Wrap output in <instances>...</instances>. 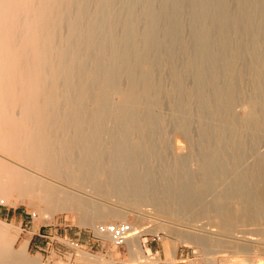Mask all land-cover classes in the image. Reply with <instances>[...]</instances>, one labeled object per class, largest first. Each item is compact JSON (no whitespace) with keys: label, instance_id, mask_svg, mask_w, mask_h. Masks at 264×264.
Listing matches in <instances>:
<instances>
[{"label":"bare ground","instance_id":"1","mask_svg":"<svg viewBox=\"0 0 264 264\" xmlns=\"http://www.w3.org/2000/svg\"><path fill=\"white\" fill-rule=\"evenodd\" d=\"M255 1L251 4L262 2ZM193 6L190 42L180 0H0V202L15 206V195L19 201L27 193L48 194L29 167L96 181L102 194L125 197L146 190L140 165L164 155L169 119L163 109L170 102L179 133L192 137L195 120L201 128L193 142L202 148V155L195 152L202 156L201 175L210 176L209 170L220 166L224 155L217 150L215 157L213 146L222 144L232 150L230 163L239 166L230 192L256 193V203L264 206V158L257 159L256 182H251V168L249 180L242 177L247 159L264 145V32H254L264 24L261 12L257 6L247 8L245 0H195ZM191 76L193 87L187 82ZM114 96L121 100L114 103ZM245 105L251 110L239 122L235 110ZM181 148L182 153L187 146ZM21 158L28 170L15 161ZM181 176L158 185L181 204L189 198L195 206L202 187L214 186L206 181L196 191ZM162 177L172 179L168 173ZM106 217L98 215L102 221ZM85 221L95 223L93 217ZM131 229L127 242L136 253L140 231Z\"/></svg>","mask_w":264,"mask_h":264},{"label":"rangeland","instance_id":"2","mask_svg":"<svg viewBox=\"0 0 264 264\" xmlns=\"http://www.w3.org/2000/svg\"><path fill=\"white\" fill-rule=\"evenodd\" d=\"M180 1L184 8V13H186L184 22H188L187 25L184 24V26L187 27L184 28V36L187 35L185 39L193 42L195 35L193 27V17L195 13L193 2L195 0ZM251 1L256 2L255 0H245L246 6L248 5L247 8L249 6H257L256 8L259 10V13H263L262 15L260 13L259 16L261 17L259 18L262 19L264 23V1L258 2V5H255V3L252 5ZM259 3L261 5H259ZM257 25L258 26L254 27L256 29L254 32H264V24ZM213 33L218 35L217 31H213ZM215 34L214 36H216ZM262 51H264V48ZM257 53L258 52L254 51L251 53L252 55H245L243 57V64L250 62L253 58L252 56H255ZM261 56L264 57L263 52H261ZM190 78L192 79L190 80ZM193 79L194 78L191 76L188 79L190 81H187L188 85H191L190 87L194 85ZM244 80L245 83H250L248 78ZM240 82H242V78L238 83ZM234 83L236 84V82ZM169 84L171 85V81ZM112 100L114 103H118L121 98L120 96H114ZM169 103H166L167 105H165L163 109V116L169 119L167 128L168 133L166 136L167 143H162L164 155H162L160 159L144 161L140 165L141 170L147 174L142 172L145 176L142 182L146 186L145 192L142 190L140 192L133 191L130 192V196L127 194L125 197L119 196L113 191H109L108 193L103 192L104 194H102L100 184L96 181L83 180L82 178H68V176L59 175L55 172L42 171V168L40 171V169H38L39 167L37 169H30L28 166V170V167L22 166L26 165L22 158L23 161L15 160L17 163H20V168L28 170V172L37 179H42L41 188L46 186L44 188L47 190L49 189V192L46 194L47 196L40 192L39 194L27 193L25 195L26 197L19 199V201L17 200V195H15L11 199L13 203H17L15 206L8 205V202L4 203V200L0 202V219L6 222L1 223L6 224V227L0 225V260H4L0 262L8 264H264V206L262 203V205L256 203V193L245 194L240 190L230 192L233 180L238 176L237 172L239 167L236 164L230 163V159L234 157V155H232V150L222 147V144L213 146L215 157H217L216 153H218V151L224 155L218 160V163H220V166H218L219 169L212 168V170H209L211 177L207 176V178L206 175H201L204 168V164L201 161L202 156L197 155V153L195 154V152L197 149V152H199L198 154H201L202 148L200 145V148L198 147V143H193L198 139L201 128L195 120L193 122L194 132L192 133V137H190L191 139L188 138V135L179 133L176 123L178 120L172 118L174 111L171 109L172 104ZM89 106L94 108L95 104L91 102ZM249 108L248 105L246 107L240 106L237 108L234 114V116L236 115L234 117L235 120L243 122L247 113L246 111L251 110ZM236 117L238 118L236 119ZM184 139L187 141L185 142ZM177 140L183 142L179 144ZM191 144L193 146H191ZM176 145L184 148L187 146V148H185L186 150L182 152L184 154L181 153L182 150L180 151V149L183 148ZM176 148L180 153L177 152ZM255 152V155L247 159V164L244 166L246 167L244 170H247L246 173L242 174V177L248 179V170L250 168L253 169L254 174L251 182H256V176H259L256 168L258 167V160L264 158L263 143L256 148ZM177 153L182 155L179 156ZM168 154L170 155L168 156ZM193 158L195 160H193ZM220 160L225 162L221 163ZM143 168H145V171ZM162 169L165 171L167 170L166 172L172 176V179L165 180L162 176L167 175V173L164 171L162 173L160 171L154 172L155 170ZM171 169L172 172H168V170ZM193 170L195 171L193 172ZM236 170L237 172H235ZM130 174H132L131 171H129V175ZM179 174H182L181 177L183 181H185L186 186L189 187L190 184H192L191 186L194 187L196 191H200V186L206 183V181L207 183L211 181V184L214 182V186L211 188L208 187L205 190L202 187L199 192L202 201L198 198L195 206L189 198H187L189 201L186 200L184 204H181V199H177L176 196H170V194L166 193L165 189L161 190L158 188V185L161 183H166L173 179V181H176L173 177L179 176ZM209 178L211 179L209 180ZM43 182L46 184L48 183L49 186L48 184L44 185ZM69 182H71V184ZM148 183H150V186ZM57 187H61L59 191L56 190ZM65 187L66 189H64ZM86 190L87 192H83ZM184 190L185 193L188 188H184ZM189 191L190 190H188V192ZM136 192H138V194H135ZM104 200H106V203H104ZM111 200L113 202H111ZM199 201L202 202L201 206ZM103 203L106 205L105 207H103ZM112 203L114 204L112 205ZM164 204L166 205L164 206ZM196 205L200 208L198 209ZM107 207H109V209L110 207L112 208L109 213ZM187 207L190 212L187 210L188 212L186 213L185 209H187ZM211 207L214 208V210L216 209L214 214ZM119 208L122 211L119 210ZM139 208L141 209L140 212L142 211V215L143 212H145L144 214H147V216L151 214V217L142 216L138 213ZM192 210H195V212ZM100 212L107 213V217L103 221L98 218ZM92 217L95 223L87 224L85 221L86 218ZM117 222L129 223L132 227L140 231L137 237L139 248L137 249L138 251L136 250V253L134 251L132 252L130 243L128 242L118 247L110 237H100L97 235L96 231L99 226L112 225ZM208 228H213L211 229L212 233L208 232L210 231ZM214 229L217 231L215 232ZM247 236L249 239L251 238V241L247 239ZM260 238H262L261 240L263 241H261ZM21 245H23V248H21ZM251 247L252 250H250ZM137 252H139V254ZM86 254L91 256V258H88L89 256L86 257ZM142 256L145 258H141ZM97 258L98 262L96 260Z\"/></svg>","mask_w":264,"mask_h":264},{"label":"built area","instance_id":"3","mask_svg":"<svg viewBox=\"0 0 264 264\" xmlns=\"http://www.w3.org/2000/svg\"><path fill=\"white\" fill-rule=\"evenodd\" d=\"M131 230L129 223H114L99 226L96 233L100 237H110L114 244L119 247L127 243Z\"/></svg>","mask_w":264,"mask_h":264}]
</instances>
